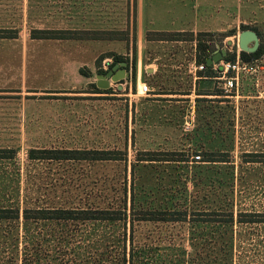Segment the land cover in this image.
I'll return each mask as SVG.
<instances>
[{"label": "rangeland", "instance_id": "1", "mask_svg": "<svg viewBox=\"0 0 264 264\" xmlns=\"http://www.w3.org/2000/svg\"><path fill=\"white\" fill-rule=\"evenodd\" d=\"M170 2L143 0L151 32L144 34L136 57L135 51L128 56V47L138 46L139 1L112 0V37L127 40L112 47H120L128 60L136 57L138 65L141 59L143 74L132 91L128 78L122 88L111 86L93 97L86 93L100 74L90 42L32 39L35 28H61L70 10L61 12L48 0H0V29L18 32L16 39H0V149L5 151L0 155L6 157L0 158V208L119 207L125 186L130 190L135 182L144 205L190 209L183 213L186 222H145L138 213H127L116 222L27 224L20 213L18 220H0V264H264V224L237 222L239 212L264 214V55L243 61L248 69L233 93L215 81L199 85L207 74L196 70L198 34L182 41L148 35L172 28ZM243 2L249 5L243 10L250 18L245 26L259 33L264 46V0ZM236 30L223 41L204 39L216 52L225 49L242 60V30ZM79 42H85L80 57L53 54L74 52ZM27 51L43 56L27 57ZM146 66L157 72L148 76ZM143 83L150 96L139 93ZM68 85L75 87L70 95L32 93ZM31 149L110 151L126 160H30ZM146 152L177 153L185 162L138 163ZM206 153H224L227 162L209 163ZM219 207L233 209V225L197 221L208 217L192 213ZM217 215L210 217L228 218Z\"/></svg>", "mask_w": 264, "mask_h": 264}, {"label": "trees", "instance_id": "2", "mask_svg": "<svg viewBox=\"0 0 264 264\" xmlns=\"http://www.w3.org/2000/svg\"><path fill=\"white\" fill-rule=\"evenodd\" d=\"M242 31L253 30L248 26H241ZM11 32V33H7ZM258 35L259 33L255 31ZM6 34V35H5ZM11 34V35H8ZM189 34L191 40H194V33L192 32H157V33H148L149 36H157V40L160 41H182V36ZM237 30L231 29L226 32H216V33H198L197 35V48H198V57L197 64H205L207 66L206 72H200V74H207L200 77L213 78L215 75L211 72V67L207 65V60L211 58L216 50L208 45L210 40L204 39L208 37L217 36L220 41H223L225 38L230 36H235ZM97 34H88L80 33L73 31H56V30H33L32 39L35 40H81L86 38H96ZM18 36L17 31H7L0 29V39H16ZM264 55V46L259 47L255 53H246L241 52L242 61L252 62L259 60ZM106 58H111L113 60L112 67L120 62H127L128 69L132 68L131 74V83L133 88L136 89L137 85V60L136 57L134 60L130 61L122 55H117L110 53L100 57L97 61V68L100 75H105L109 70H104L102 68V63ZM226 61H235L236 54H231L228 52V55L225 57ZM83 71V70H82ZM84 72V71H83ZM92 92L95 94H107L109 90H101L97 87L96 83H92ZM5 152L4 149H0V154ZM14 156L16 151H10ZM30 160H49V161H74V162H105V161H117V160H126L124 157H120L121 153H115L110 151H88V150H37L31 149L29 151ZM177 153H155V152H146L142 153L141 156L137 159L138 163L142 162H185L184 159L177 158ZM180 155V154H179ZM248 156V155H246ZM207 162L209 163H225L227 162L224 157V153H206ZM249 157V156H248ZM252 157V156H251ZM253 157H257L256 155ZM0 158H6L1 157ZM252 161L248 162H258L257 159H251ZM133 173L136 169V164L133 165ZM135 179V178H134ZM142 190V189H141ZM124 197L120 201L119 207H77V208H66V207H27L23 210L19 207L11 208H0V220H18L20 218V213H24V220L28 223H38V222H98V221H110L116 222L122 220V215L127 217V213L139 214V220L145 222H186L187 215L183 213H189V207L185 206L182 208H163L155 207L154 205H144L141 200L142 193L138 190L135 182L133 183L130 190L125 186ZM192 213H205V216L208 218L197 219V221L203 222H221L224 224L233 225L235 223L234 211L227 207H219L210 211H193ZM226 213H230L227 215ZM239 219L237 222L242 224H255L263 223L264 224V214H259L257 212H239ZM250 213V214H248ZM214 214H219L217 216H228L227 219H212L210 216ZM129 217V216H128ZM210 217V218H209Z\"/></svg>", "mask_w": 264, "mask_h": 264}, {"label": "crops", "instance_id": "3", "mask_svg": "<svg viewBox=\"0 0 264 264\" xmlns=\"http://www.w3.org/2000/svg\"><path fill=\"white\" fill-rule=\"evenodd\" d=\"M139 1V7L136 12V36L138 40L137 50L136 47L134 49V44H131V48L128 47L129 55L132 56V52L135 51V56L137 57L138 52L140 53L142 50V43L144 41V34L146 32H151L146 29V19H145V11H144V3L143 0ZM155 2V0H152ZM170 3H173L174 6L170 9L168 7L167 16H172V28L169 30H162L161 32H192L195 34L198 33H216V32H226L231 29L240 28L243 25H247L250 18L244 14L243 10L248 9V4L244 3L243 0H169ZM50 5L55 9L61 10H70V16L66 23L61 25V28L56 29H42L35 28L34 30H56V31H73L80 33H88V34H97L96 38H87L81 40H73L76 43L78 41H87L90 42L91 51H94L95 54H92L93 57L100 58L104 55L114 53L117 55L126 56V54L119 52L120 47H112L114 41H127L125 39L119 40L117 38L112 37L115 33V29L113 28V24L116 22L113 21V13H112V0H48ZM154 4V3H153ZM168 4V3H167ZM252 7V5H251ZM69 13V12H68ZM156 13H154L155 15ZM61 16H64L61 14ZM160 16V15H159ZM156 19L157 17L154 16ZM152 21H155L153 17ZM153 25V24H152ZM64 26V27H63ZM65 26L67 28H65ZM63 27V28H62ZM133 31V29H132ZM160 32V31H159ZM134 38V36H133ZM73 42V43H75ZM86 42V43H87ZM134 42V39L131 40ZM85 42H79L78 46H76L77 50L74 52H66L65 50H59L54 55L62 56L63 58L70 59L73 57H80V52L84 50ZM75 48V47H74ZM99 51L96 53V51ZM138 51V52H137ZM44 52V51H43ZM30 53L35 54L36 57L43 56L42 51H27V57ZM51 51L44 53L46 56L48 54L51 55ZM0 56H4L0 54ZM9 57V56H8ZM142 54L140 55V58ZM111 59V58H106ZM105 59V60H106ZM104 60V61H105ZM132 61V59H129ZM95 61V60H94ZM97 61V60H96ZM103 61V63H104ZM143 62L140 59L139 65L137 63V79H141V75L143 74ZM139 67V68H138ZM155 68V66H153ZM81 69V68H80ZM132 68L128 69V72L132 74ZM146 71L148 72V76L151 74H155L157 72L156 69H150V67L146 66ZM10 72L6 73V80L10 81ZM131 78V77H130ZM129 78V79H130ZM131 80V79H130ZM27 81V77L25 76V82ZM199 85L202 81H215L213 78L201 77L199 80ZM29 82L27 81V86ZM92 84V83H91ZM129 84V91H132V83ZM69 89H68V88ZM64 88H55L53 91H47L46 88H35V91L32 93H39L46 91L48 94H57V95H70L71 90H74L75 87H71L68 85ZM5 91H9L10 88L4 89ZM52 92V93H51ZM88 96H101L104 94H95L88 92L86 93Z\"/></svg>", "mask_w": 264, "mask_h": 264}, {"label": "water", "instance_id": "4", "mask_svg": "<svg viewBox=\"0 0 264 264\" xmlns=\"http://www.w3.org/2000/svg\"><path fill=\"white\" fill-rule=\"evenodd\" d=\"M232 42H229L231 45ZM260 47L259 35L252 30L242 31L239 35V48L242 52L255 53ZM228 52L223 49L216 52L211 58L207 60V65L212 66L215 63L222 61ZM131 77L130 72H128V63L120 62L115 64L112 69H110L105 75L96 76L97 87L101 90H109L112 84H120L123 80ZM122 88V85L120 86Z\"/></svg>", "mask_w": 264, "mask_h": 264}, {"label": "built area", "instance_id": "5", "mask_svg": "<svg viewBox=\"0 0 264 264\" xmlns=\"http://www.w3.org/2000/svg\"><path fill=\"white\" fill-rule=\"evenodd\" d=\"M112 63V59H106L103 63V69L108 70ZM209 67H211V70L215 74L213 79L219 84L222 83V90H224L226 94L233 93L234 91L238 90L240 86V76L248 69V65L245 64L240 58L235 61L222 60ZM196 70L199 72H206L207 66L205 64L197 65ZM111 86L112 88L120 89L119 84H112ZM151 92L152 90L148 84L143 83L140 86V94L144 96H150ZM200 158V156L196 157L197 160H200Z\"/></svg>", "mask_w": 264, "mask_h": 264}]
</instances>
